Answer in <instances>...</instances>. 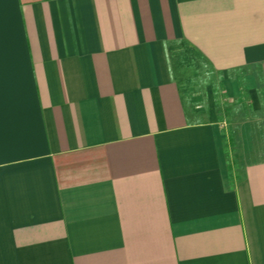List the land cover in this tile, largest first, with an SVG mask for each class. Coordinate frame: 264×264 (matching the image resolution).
<instances>
[{
    "label": "crops",
    "instance_id": "1",
    "mask_svg": "<svg viewBox=\"0 0 264 264\" xmlns=\"http://www.w3.org/2000/svg\"><path fill=\"white\" fill-rule=\"evenodd\" d=\"M0 264H264V0H0Z\"/></svg>",
    "mask_w": 264,
    "mask_h": 264
},
{
    "label": "rangeland",
    "instance_id": "2",
    "mask_svg": "<svg viewBox=\"0 0 264 264\" xmlns=\"http://www.w3.org/2000/svg\"><path fill=\"white\" fill-rule=\"evenodd\" d=\"M179 59L182 60L181 67H184L187 73L192 75L190 79L185 82V94L189 104L194 107H204V71L208 75L210 69L205 67L203 61L195 53L188 50H184L182 52V57H178V60ZM205 78V84H210L212 88H218V84L216 85V78L214 79V77L210 76Z\"/></svg>",
    "mask_w": 264,
    "mask_h": 264
}]
</instances>
